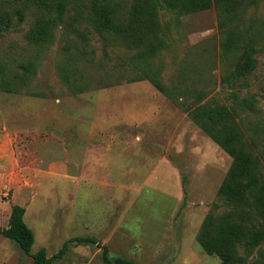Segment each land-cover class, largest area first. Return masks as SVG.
Masks as SVG:
<instances>
[{
	"label": "rangeland",
	"instance_id": "1",
	"mask_svg": "<svg viewBox=\"0 0 264 264\" xmlns=\"http://www.w3.org/2000/svg\"><path fill=\"white\" fill-rule=\"evenodd\" d=\"M25 3L0 0V7L14 12ZM38 13L29 3L22 24L0 30V79L15 83L13 90L0 84V231L9 225L4 207L23 203L35 234L32 254L45 248L53 257L75 237L98 241L70 243L52 264H108L106 256L137 264H220L196 234L221 203L217 192L232 159L187 108L254 102L238 121L264 147V0H246L225 24L216 7L184 16L162 11L165 47L147 62H134L135 50L103 39L74 6L48 42L31 43L26 34ZM229 31L237 33L235 51ZM254 39L256 67L237 79L244 46ZM27 62L37 70L28 80L21 66ZM144 68L157 73L165 93L148 78L133 80L146 76ZM118 130L127 153L118 157V148L109 147L99 176L87 177L91 131L98 146L116 141L111 135ZM32 263L0 233V264Z\"/></svg>",
	"mask_w": 264,
	"mask_h": 264
},
{
	"label": "trees",
	"instance_id": "2",
	"mask_svg": "<svg viewBox=\"0 0 264 264\" xmlns=\"http://www.w3.org/2000/svg\"><path fill=\"white\" fill-rule=\"evenodd\" d=\"M126 1L25 0L24 8H18L14 12L0 7V30H11L22 24L25 8L30 3L40 13L27 32L26 39L36 44L46 43L53 37L54 29L63 23L69 7L74 6L76 13L83 20H90L103 39L135 50L132 57L134 62H147L165 47L162 11L184 16L216 7L225 24V19L235 17L237 9L246 0H131L127 11L124 6ZM227 36L228 47L237 50V33L229 31ZM256 47L255 39L244 46L236 69L237 79L247 78L254 71L257 64ZM21 66L24 79L28 80L37 73L32 63H23ZM144 69L146 76L133 80L148 78L160 92L165 93L166 88L157 78V73ZM0 84L13 90L11 85L15 83L0 79ZM253 103L240 101L236 106L210 103L187 108L188 116L193 122L232 159L218 188L217 195L221 203L213 205L215 210L205 216L196 235L204 252L219 259L220 264H264V247H260L264 244V147L259 148L257 142L250 141L238 121L240 112L254 109ZM222 208L225 210L221 211ZM25 213V207L13 205L9 225L0 233L16 242L31 256L32 264H52L57 256L66 252L70 243L98 244L94 238L75 237L68 240L61 252L53 257L47 256L45 248L32 254L35 234L25 222ZM105 250L107 252V248ZM105 259L108 264H137L121 257L114 261H110L107 256Z\"/></svg>",
	"mask_w": 264,
	"mask_h": 264
},
{
	"label": "crops",
	"instance_id": "3",
	"mask_svg": "<svg viewBox=\"0 0 264 264\" xmlns=\"http://www.w3.org/2000/svg\"><path fill=\"white\" fill-rule=\"evenodd\" d=\"M104 133H106V131L101 130L98 133V135L100 134V137L104 138ZM90 134L92 136L91 139H92L93 142H90V143L86 144V146H85V160H84V164L86 166L85 175L87 177L99 176V170L104 168V166H105V160H106V157H107L106 151L109 149V147H117L118 148L119 152L115 153V154H117L118 157L120 156V157L123 158L125 153H127V152L123 151L124 147H125V142H126V139H124L125 136L123 135V132L118 130V131H116V134L114 133V135L113 134L111 135V138H113V140H116V141H114L112 143L109 142V141L106 142V143L98 142V146H97V142H95L93 140L94 138H96L98 136H93V131H91ZM92 145H96V147L92 148ZM125 149H126V147H125ZM96 150H97V152H95ZM128 153H130V152L128 151ZM56 165H57L56 167L61 166V162H59V161L56 162ZM106 183L109 184L108 182H106ZM120 185H124V184L120 183ZM16 204L21 205V206L26 208V206L23 203H15L13 205H16ZM13 205L11 204V205H8V207H4V208H7V211H5L4 214H5V218L8 221H9V218H10V215H11V212H12V206ZM7 212H8V216H7ZM27 214H28V210L26 208V213H25V216H24V219H25L26 223H27V221H26ZM7 227L8 226H6V228Z\"/></svg>",
	"mask_w": 264,
	"mask_h": 264
}]
</instances>
